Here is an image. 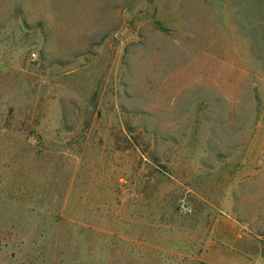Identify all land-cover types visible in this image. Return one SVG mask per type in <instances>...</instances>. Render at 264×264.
I'll use <instances>...</instances> for the list:
<instances>
[{
    "label": "rangeland",
    "instance_id": "obj_1",
    "mask_svg": "<svg viewBox=\"0 0 264 264\" xmlns=\"http://www.w3.org/2000/svg\"><path fill=\"white\" fill-rule=\"evenodd\" d=\"M258 23L264 0H0V264H264Z\"/></svg>",
    "mask_w": 264,
    "mask_h": 264
},
{
    "label": "trees",
    "instance_id": "obj_2",
    "mask_svg": "<svg viewBox=\"0 0 264 264\" xmlns=\"http://www.w3.org/2000/svg\"><path fill=\"white\" fill-rule=\"evenodd\" d=\"M261 25L260 23L255 25L252 30V36L254 48H257V50L263 54L262 56L264 58V23L262 27H260ZM261 29H263V31H260Z\"/></svg>",
    "mask_w": 264,
    "mask_h": 264
},
{
    "label": "built area",
    "instance_id": "obj_3",
    "mask_svg": "<svg viewBox=\"0 0 264 264\" xmlns=\"http://www.w3.org/2000/svg\"><path fill=\"white\" fill-rule=\"evenodd\" d=\"M34 56V55H33Z\"/></svg>",
    "mask_w": 264,
    "mask_h": 264
}]
</instances>
